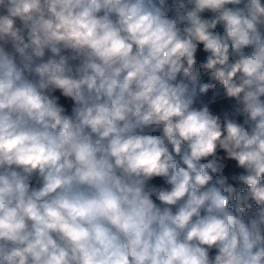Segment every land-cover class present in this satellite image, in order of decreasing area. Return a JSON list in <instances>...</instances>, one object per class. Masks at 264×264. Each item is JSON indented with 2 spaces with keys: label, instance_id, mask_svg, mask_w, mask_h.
I'll use <instances>...</instances> for the list:
<instances>
[{
  "label": "clouds",
  "instance_id": "clouds-1",
  "mask_svg": "<svg viewBox=\"0 0 264 264\" xmlns=\"http://www.w3.org/2000/svg\"><path fill=\"white\" fill-rule=\"evenodd\" d=\"M0 264H264V0H0Z\"/></svg>",
  "mask_w": 264,
  "mask_h": 264
}]
</instances>
